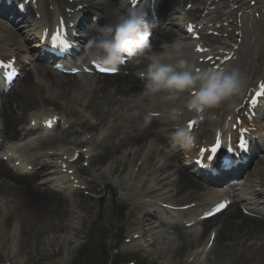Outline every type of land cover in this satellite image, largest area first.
<instances>
[{"label": "rangeland", "instance_id": "obj_1", "mask_svg": "<svg viewBox=\"0 0 264 264\" xmlns=\"http://www.w3.org/2000/svg\"><path fill=\"white\" fill-rule=\"evenodd\" d=\"M112 5L115 7L114 4ZM48 7L50 6L44 4L45 10H47ZM54 7L61 11V2L56 0V5H54ZM106 12L112 14L110 5L107 6ZM0 26H3V24H0ZM16 41L17 40L10 42L11 45L17 44V47L18 45L20 46V41ZM5 49L8 50L9 47H6ZM21 60L24 59L21 58ZM36 70L43 73L48 72L42 68L33 69L32 72H36ZM51 78H53L55 82H58L60 86L53 87L52 80L45 83L44 81H41L42 79L39 77L36 79L35 76L34 79L36 80L34 84L20 83L15 92H29V97H33L34 99L37 98L39 100L48 97L58 98L55 100L56 105L65 106L68 104V109L77 116L75 120L83 122L87 121V124L91 122L92 124H95L97 130L104 128L107 123L115 122L113 137L99 142L102 145L104 143V147L107 146L110 148V146H112L113 148H117V150L114 151L112 162H109L106 170L100 173L96 192L90 194L92 209L89 215H85L81 212L75 213L70 204L68 207V216L64 222L65 228L63 229L62 234H55V231L52 232L45 229L43 234H46L42 239L29 242L26 246L24 244L20 245L21 242H18L19 238L14 239L13 241V239H11L12 235H2L0 237V264H93L91 263L92 258H95L94 261L97 263L100 258L99 261L104 264L103 259L107 258V249H124L122 245H118L117 243L120 244L122 239L130 236L135 230H137L134 225L130 228L128 227V219L130 214H133L135 218H133L132 222L136 220L137 211H134V209H136V207L139 208L141 204L146 202L144 196H151V198L147 199L156 198L161 201H166L170 196L168 193L173 181L169 178L167 181L160 182V180L164 178V175H159L156 171L158 170L157 164L169 160L171 152L166 146H163L161 142L156 143L153 135L145 141L148 142L147 144H143L144 142L140 145L125 143L119 147L113 146L120 140V137L123 136V134H121L123 127L132 128L134 124H144L146 128V125L150 124V122L144 119V115L147 114V111H149L151 107H154L150 104L151 100H143L144 98L140 96V94L131 98L128 96L124 97V94H121L119 96L123 97H120V101L118 99L116 100V105L109 106L105 105L104 102L99 99L101 95L97 98V95L100 93L94 92L97 79H89V81H86L81 79L64 78L57 75H52ZM37 83L40 84L41 89L38 88L39 85ZM55 95H58V97H54ZM72 100H74L75 105L71 104ZM96 108H100L103 112H108L107 119L102 125H98V123L95 122V119L92 118L96 116ZM41 110L45 109H40V111ZM133 112H137L138 115H130ZM90 113L93 114V116ZM55 135L56 133H54L53 136ZM83 140H85L84 136H73L71 134L69 141L73 145L70 146L76 147L75 144ZM52 145L53 143H47L46 147ZM41 149L42 147L38 146V142H32L25 147V151L23 152L28 154L30 162L37 161L40 163L45 161L49 163L48 168H46V173L47 176L51 177V171L55 168L54 162L50 158H45L44 154L39 151ZM253 159L255 160L256 157ZM258 159H261V157L259 156ZM260 166L259 171L263 170L264 173V159L260 162ZM175 168L176 163L174 164L173 169ZM37 170L42 171L40 168ZM45 176L46 175L44 174L41 178H44ZM56 178H58L57 175H53L51 179ZM260 178L261 175L259 172L253 177V183L256 190H260ZM153 181H155L154 183L159 182L166 187L160 192L154 194L149 193L146 195L145 193L148 192L147 190L151 187ZM55 183L57 184V180L53 182L54 185ZM37 185L38 187L64 194L63 191L56 190L57 188H50V184L46 186H42L43 183ZM57 185H59V182ZM104 187H110V191L106 198V203L101 205L102 203L98 200V197L102 196L100 194L104 191ZM158 187L159 188L157 189H161V186ZM201 197L202 195H200L197 200H201ZM191 201L198 202L196 200L185 199L182 203ZM118 204L119 206L124 205L127 207V211L122 219H119V222H116L115 216H117V214L115 212L117 211L116 205ZM6 207L9 212L13 211L10 200H8L7 205H4V202H0V212L3 213ZM112 207L114 209H112ZM75 208H77V206H75ZM152 216L154 217L155 215L151 214V217ZM223 219L224 218H221V220ZM71 220L74 221L71 222ZM21 221L25 223L26 220L23 221V219L18 217V219H16V224L14 225V230H17V228L19 229L18 235L22 231ZM11 225V228H13V224ZM47 226L51 227V224ZM105 227H108L109 229L106 230ZM112 228L117 229L118 231L116 232ZM10 229H8L7 232H9ZM152 229L153 227H150L146 229L147 231L145 232L146 236H148L146 241L148 245L155 241L153 247L149 246L146 249V252L149 254L141 252L138 256L132 251H127L131 248L126 247L127 250H120L119 255L116 256L114 260L117 259L118 264H123L131 260H137L138 264H264V257L258 259L257 256H252L251 259H249L247 256L249 253H247L244 248H227L222 244H217L215 249L212 250L213 252L211 251V253L206 254L202 259H197L193 263H190L192 254L200 247L199 243H196L195 241L189 242L188 236L190 235L186 236L187 234H183L185 236L182 238H176V235H174V238L171 239L172 237L170 236H163L168 235V232L164 230L163 233L160 231V237L157 235V231L152 232ZM121 231L123 233H121ZM59 235L60 237H58ZM104 239H110L111 242L105 243V241L103 242ZM13 243L14 246H11ZM81 249H86V254L83 255L81 260H79L78 257L80 256L79 252ZM261 254H264V247ZM144 255L147 256L146 259ZM111 257L112 255L109 253L108 259Z\"/></svg>", "mask_w": 264, "mask_h": 264}, {"label": "bare ground", "instance_id": "obj_2", "mask_svg": "<svg viewBox=\"0 0 264 264\" xmlns=\"http://www.w3.org/2000/svg\"><path fill=\"white\" fill-rule=\"evenodd\" d=\"M181 1L182 0H166L158 3L157 5L158 15L160 20L162 21V24H164L165 21H167V15L171 6L175 3V5H177L176 7H179ZM184 1L186 6L189 0H184ZM61 2L64 3L65 0H61ZM115 3L119 6L121 13H126L128 11V8L125 6V0H115ZM85 4H87L88 6L90 5L97 15H101L100 13L102 7L101 0H81V5H85ZM173 11H174V7H173ZM181 11H183V9ZM176 13L178 12L176 11ZM13 15L15 17L17 16V14H13ZM178 15L181 17V14ZM194 15L195 13H192V16ZM27 17L32 19L34 16L30 15V13L27 16L22 13L20 14V19H22V21L24 22L26 21L25 19ZM54 17L55 15L53 14V12L50 13L46 12L43 14V22L44 23H47L48 21L52 22L53 20L52 18ZM94 18L99 23H103V24L111 23L114 19V17L111 15H109L108 17H106V15H102L98 17L96 16ZM57 20L58 18L56 19V21ZM56 21L54 24L58 25ZM35 23L37 26L39 25L38 22ZM160 26L156 29L154 41L152 42L154 50H159L161 45L163 44H170L175 37L171 33V31H168L166 29H160ZM79 27H81L80 24H78V29H76L77 31H80L81 28ZM5 32L8 34V31ZM86 33H87L86 37L88 40L94 34V31L90 29ZM4 41L6 40H3L0 36V44H2L0 47L2 48L8 47L7 44L3 43ZM12 47L10 48L14 50L13 52L15 54L16 52H19L20 50L19 48H12ZM33 47L37 48L38 47L37 43H35ZM252 51H254V48H249L245 52L244 56L241 55L242 53L241 50L239 51V53H237V55L240 56V58L242 59L243 65H248V62L252 60L249 54ZM35 52L37 51L35 50ZM2 53H4L2 54V56H4L5 58L13 57V55H10V53L6 51ZM243 58L245 59L243 60ZM52 75L53 74L51 73H43L36 70V72L33 71L31 73L26 74L22 83L34 84L35 80L38 79L39 77L42 79L41 81H44L45 83L47 81L52 80V86L59 87L60 85L58 84V82H55V80L51 78ZM35 76L36 79H34ZM89 79L91 78H83L81 80L89 81ZM144 83L145 82L136 80L134 77L98 78L96 81V87H94V92L100 93L97 95V98H99V96L101 95L99 99H101L105 105H112L116 102L117 95L124 94V97L126 96L133 97L138 95L142 91ZM37 84L39 85L38 88L41 89L40 84L39 83ZM54 97H58V95H55ZM56 99L58 98L48 97V98H41L40 100L37 98L34 99L33 97H29V92L25 93L23 91H20L18 93L12 91L8 93L3 98V101L0 104V135L3 136L4 139L7 141H12V140L16 141L21 136H23V134L25 135L23 137H28L27 130H25L24 128L22 130H19L20 125L21 126L25 125L24 123L27 121V118L30 115V113L32 112L34 113L37 109L45 108L50 106L51 104H55ZM71 104L75 105L74 100L71 101ZM58 110H60V107H58ZM210 112L213 115L212 110L208 111V113ZM226 112L227 111L225 108L216 109L215 120H212L211 118L207 123L205 124L201 123L197 132L198 136L202 137L203 135H205L206 138L212 139L213 133L211 132L210 134V132L208 131L216 127H220V128L222 127L223 115H225ZM62 114H64L63 111ZM95 115L97 118L100 119L101 122H103L106 119L107 113L100 110V108H96ZM99 119L97 120L99 121ZM182 121H183L182 118H179L176 121L170 119L168 121L162 122V124H164L165 126H161L158 121L152 120L150 124L146 125L147 126L146 128L142 129L136 127L138 129H135L132 133L128 134V136L122 141L120 145L124 143L140 145L143 142H144L143 144H147L148 142L145 141H147L152 135H154V133H156L158 127H160L159 129H162L163 127V129L168 130L167 128L171 126L177 124H184V122ZM205 125L206 127H208V129H206L204 133L202 130L204 128L203 126ZM79 126L82 130H86V131L90 130V132L96 130L95 127L89 124H84V125L80 124ZM43 130L48 132L46 129ZM68 134L69 132L61 133L59 136L55 137L54 140L51 141L48 140V141L52 143H57L58 145H64L67 142L66 139L68 138ZM86 134H88V132ZM158 140L162 142L163 138L159 137ZM46 145H47V141H44V142H40L38 146L45 148ZM97 150L98 153L96 154L95 160L92 161V165H96V164L105 165L106 163H108L112 159L114 155V151H116L117 148H113L112 146H110V148H108L107 146L106 147L101 146L100 148L98 147ZM22 156L23 155H21V157ZM24 162L29 163L27 161ZM35 163L34 164L29 163V164L31 166H34V168L40 166L41 169H46L47 168L46 164H48L44 162L38 164L37 161H35ZM161 163L162 162H159L158 164ZM173 163L174 160L173 161L167 160L164 163H162L161 175H167L171 171ZM23 171L19 173H13L7 168H5L2 163H0V198H1L0 202H4V204L7 205L8 200H10L13 208V211L11 212H9L6 208L3 215H1L0 236L5 234L8 235L10 234L12 235L11 239H13V241L16 238L17 239L19 238L18 242H21L20 245L24 244L26 246L29 244V242L38 241L42 239L46 234V233L43 234L45 232L44 231L45 229H48V231H52V232L55 231V234L57 233L62 234V231L65 228L64 222L67 219L68 210H69L68 207L70 204L71 205L73 204L72 208L75 211V213L81 212L85 215H89L91 213V207L89 205L90 202L89 197H85L81 195V192L76 191L74 192L73 196L67 197L62 195L61 193L52 192L43 188L36 187L37 182H39L40 180V176L43 175L45 172L44 171L39 172L36 170L33 171L32 173L24 174ZM79 172L85 174L87 171L86 169H80ZM174 174L176 176V180L173 187L175 188L176 198L177 197L185 198L184 195H186V198H192L195 197L197 194H199L203 189L200 184L194 181L193 178H191L182 169L175 170ZM260 174L261 176L264 175L263 170L260 171ZM75 175L78 177L77 179H82V176L80 174H75ZM168 178L169 175L162 178L160 182H164ZM47 179H45L46 182L48 181ZM88 188L90 190H93L95 188L94 183H92V185H89ZM75 205H77V208H75ZM210 205H211L210 202L202 206L197 205V209L200 208L206 209L210 207ZM261 215L263 214L261 213ZM18 217L23 219V221L24 220L28 221V222L25 221V223L21 221L22 231L20 232L19 235L12 232V228H11L12 227L11 224L15 225L16 219H18ZM72 221L74 220H71V222ZM215 222H217V218L202 223L200 227L203 228V235L200 237L189 236L188 241L189 242L195 241L196 243H199L204 239V237L207 236L205 241L207 242L210 232L213 231L216 233L215 245L222 244L227 248L249 247L252 249L251 251H249L250 254L247 255L249 259H251L252 256H257L258 259H262L264 257V254H261V251L263 250V246H264L263 220H256L250 217H244L239 210H237L235 207H232V211L228 213V215L222 221H218L217 224ZM46 224L47 225L51 224V227L47 226ZM8 229H10L11 231L9 230V232H7ZM193 232L195 233L196 231ZM58 237H60V235ZM260 242H263V244L257 246L258 243ZM13 245L14 243L11 246Z\"/></svg>", "mask_w": 264, "mask_h": 264}, {"label": "clouds", "instance_id": "obj_3", "mask_svg": "<svg viewBox=\"0 0 264 264\" xmlns=\"http://www.w3.org/2000/svg\"><path fill=\"white\" fill-rule=\"evenodd\" d=\"M107 3L114 19L103 26H93L94 34L87 45L92 61L111 71H119L126 64L136 69L145 81L141 95H160L170 102L173 106L168 114L173 121L184 112L199 117L209 110L235 109L237 100L249 86V78L239 67L198 65L187 52L189 43L179 38L156 51L150 41L152 25L143 5L121 13L118 7H113L112 0ZM144 119L150 120V114H145ZM173 139L182 148L190 149L196 136L177 124Z\"/></svg>", "mask_w": 264, "mask_h": 264}, {"label": "snow or ice", "instance_id": "obj_4", "mask_svg": "<svg viewBox=\"0 0 264 264\" xmlns=\"http://www.w3.org/2000/svg\"><path fill=\"white\" fill-rule=\"evenodd\" d=\"M191 30H192V29L189 28V31H191ZM57 39H59V36H58V35H57L56 37L53 38V43H55V41H56ZM60 43L63 44L65 48H67V47L69 46V45H68L65 41H63V40H61ZM9 67H11V65H9ZM259 95L264 96V92L260 93ZM252 103H253V104H256V101L253 100ZM194 123H195V121L190 122V123L188 124L187 127H188V128H191L192 124H194ZM48 126L51 127V123H50V122H49V125H48ZM247 146H248V145H247V140L245 139V137H244L243 135H241L240 138H239L238 144L235 145L234 147H235L236 150H240V151H242V150H246V149H247ZM220 147H221V139H220V136H219V134H218V136H217V138H216V145H215L214 147L211 148V151H210V153L208 154V156L206 157V161H205V162H207V159H215L216 157H213L212 154H214V153H218V150L220 149ZM227 151H228V152H233V147H229V148L227 149ZM231 164H232V159L229 158V157H225V159H224V161H223V166H224L225 168H227V167H230ZM209 167L211 168L212 165H209ZM224 207H226V205H224V204H220V205H218V207H217V211H220V210H221L222 208H224ZM210 214H211V213H210Z\"/></svg>", "mask_w": 264, "mask_h": 264}]
</instances>
